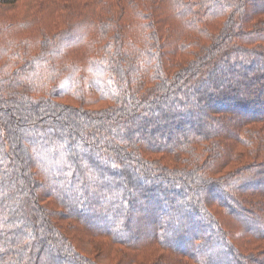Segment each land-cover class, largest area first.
Masks as SVG:
<instances>
[{
  "label": "trees",
  "instance_id": "trees-1",
  "mask_svg": "<svg viewBox=\"0 0 264 264\" xmlns=\"http://www.w3.org/2000/svg\"><path fill=\"white\" fill-rule=\"evenodd\" d=\"M79 235L264 264V0H0V264Z\"/></svg>",
  "mask_w": 264,
  "mask_h": 264
},
{
  "label": "rangeland",
  "instance_id": "rangeland-1",
  "mask_svg": "<svg viewBox=\"0 0 264 264\" xmlns=\"http://www.w3.org/2000/svg\"><path fill=\"white\" fill-rule=\"evenodd\" d=\"M104 104L95 105L94 108L103 107ZM78 245L88 255L97 258L103 264H116L109 256V248H105L99 241L86 237L84 235L78 236ZM126 262V261H125Z\"/></svg>",
  "mask_w": 264,
  "mask_h": 264
}]
</instances>
